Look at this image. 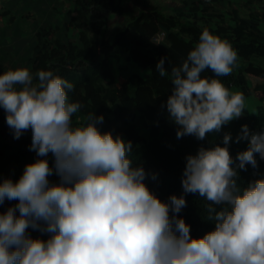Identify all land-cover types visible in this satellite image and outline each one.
Listing matches in <instances>:
<instances>
[{
	"label": "clouds",
	"instance_id": "clouds-1",
	"mask_svg": "<svg viewBox=\"0 0 264 264\" xmlns=\"http://www.w3.org/2000/svg\"><path fill=\"white\" fill-rule=\"evenodd\" d=\"M236 60L232 45L205 28L186 59L171 68L173 87L161 107L177 126V139L204 141L242 116L243 94L216 78L230 75ZM155 69L168 75L165 57ZM205 71L213 76H203ZM73 90L51 69L0 74L5 122L16 140L31 130L29 151L39 157L18 180L0 181V207L17 202L0 211V264H264V178L244 188L237 184L238 170L257 168V156L264 160V131L242 125L234 142L248 146L235 159L231 133L223 135V146H201L187 155L183 194L163 201L145 182L158 174L132 166L133 142L102 131V113L73 124L83 108L70 102ZM53 175L59 183L50 182ZM187 194L210 202L214 229L201 237L193 238L179 216ZM29 229L48 238H34Z\"/></svg>",
	"mask_w": 264,
	"mask_h": 264
},
{
	"label": "trees",
	"instance_id": "trees-1",
	"mask_svg": "<svg viewBox=\"0 0 264 264\" xmlns=\"http://www.w3.org/2000/svg\"><path fill=\"white\" fill-rule=\"evenodd\" d=\"M71 1L74 8L64 24L67 33L60 37L59 26L42 25L36 32L28 69L32 73L51 69L74 84L69 100L83 105L73 116L74 125L83 122V117L90 112L102 113L105 117L102 131L111 130L114 135L121 134L126 141L131 140L133 149L129 158L132 166H143L146 171L158 174L155 181L148 179L145 182L161 200L183 194L181 179L187 155L196 154L201 146H223V135L231 133L233 142L229 150L235 159L236 154L248 146L247 141L234 142L242 125H248L252 132L264 131V9L256 7L253 0H240L236 6L250 13L252 10L247 19L240 17L238 9L222 13L209 7V3L220 0L184 1L186 10L182 8L171 15L157 6L143 9L138 15L127 13L125 22L113 30L109 16L126 14L121 0ZM135 1L146 6L142 0ZM207 14L210 19L206 18ZM15 20L10 12H0V23L12 24ZM205 28L227 40L237 52L232 73L216 78L230 91L233 87L238 88L244 99L253 95L261 106L256 115L246 114L234 119L220 133H209L204 141L193 136L177 139V126L171 123L166 108L161 105L173 87L171 68L186 59ZM161 31L167 33L170 43L155 42ZM71 32H76L74 37ZM161 57L166 58L168 75L165 77L155 69ZM239 63L242 67H237ZM131 67L145 73L125 77L123 73ZM202 75L213 76L210 71ZM30 145L31 130L16 140L5 118L0 116V181L8 161L33 155L29 151ZM257 161L255 169L248 165L247 171L238 170L237 184L241 188L264 178V160L257 156ZM185 199L187 206L179 216L190 225L192 237H201L213 230L215 222L208 219L207 212L210 202L198 194H187ZM14 202L6 201L0 211H5ZM213 206L217 210L222 207Z\"/></svg>",
	"mask_w": 264,
	"mask_h": 264
},
{
	"label": "rangeland",
	"instance_id": "rangeland-1",
	"mask_svg": "<svg viewBox=\"0 0 264 264\" xmlns=\"http://www.w3.org/2000/svg\"><path fill=\"white\" fill-rule=\"evenodd\" d=\"M189 1L197 2L198 0ZM234 1L236 4L240 2V0H220L216 3H209V7H214L215 9L223 8V6L231 7ZM160 2L162 3L160 8L168 15L174 14L182 8L186 10L183 6V3H185L184 0H160ZM253 2V4L257 5L256 7H259L261 10L264 9V0H253ZM42 3H44L43 0H0V12L8 11L16 17L15 22L12 24L7 21L0 23V55L6 52L9 53L10 51L14 52L18 55V59L22 57L21 59L24 61V64L31 66L29 61L33 54V47L36 44V32L42 25L48 27L59 26L58 35L60 37L61 35L63 37L65 36L67 32L64 30V24L71 15L74 3L71 0H62V8L54 9L48 7V12L43 9L42 5L44 4ZM41 15L43 16L42 18L40 17ZM36 16H38V18H35ZM206 18L210 19V15L207 14ZM124 22L125 20L121 17H116L114 15L109 16V25L112 30L119 23L123 24ZM75 33L76 32H71L70 35L73 36ZM155 42L170 43L167 38V33L163 31L156 36ZM140 73L142 74L145 72L131 67L130 70L124 72L123 75L129 77ZM141 132L144 133L143 131Z\"/></svg>",
	"mask_w": 264,
	"mask_h": 264
},
{
	"label": "crops",
	"instance_id": "crops-1",
	"mask_svg": "<svg viewBox=\"0 0 264 264\" xmlns=\"http://www.w3.org/2000/svg\"><path fill=\"white\" fill-rule=\"evenodd\" d=\"M44 5H42L43 9L46 10L47 12L49 11V8H54V9H60L63 6H61L62 4V0H43ZM146 3V6L141 7L139 4L136 3L135 0H121L122 2V6L125 9V15L122 16L121 18H123L125 20L127 13L128 14H133V15H138L143 9H149L152 6H157V7H161V2L160 0H142ZM184 1H188L189 0H184ZM229 1V0H228ZM227 4V3H226ZM233 6L229 7V6H223V8H219L218 11L222 12V13H228L230 11H233L234 9H238V7H236L238 4L235 3V1L232 4ZM56 6H60V7H56ZM41 9V8H40ZM161 9V8H160ZM162 10V9H161ZM255 11H259V9H254ZM37 11V10H36ZM252 13V10H251ZM250 12L247 11V9H238V14L240 15L241 18H248L249 15H251ZM41 18L43 17L42 15L40 16ZM35 18H38V16H36ZM121 25L120 23L117 25L119 26ZM116 26V27H117ZM20 59H18V55H16V53L14 52H6L2 55H0V74H3L4 72L10 70V69H16V68H20V67H24L27 68L30 65L24 64V61L21 59L22 57H19ZM237 67H242L241 63H239L237 65ZM236 67V68H237ZM230 92L233 93H240V90L236 87H233L231 89ZM244 111L242 116L240 118H243L246 116V114L249 115H256L258 112L259 107L261 106V104L254 98L253 95H251L250 97L244 99ZM0 116H3L5 118L6 114L2 109H0ZM33 153V155L31 157L28 158H21L18 161H8V164L5 166L4 170H3V174H2V179L4 178H11L13 179V181L18 180L19 177L22 175L24 167L26 164L34 162L36 159H38L39 157L36 156V153L31 151ZM9 158V155L6 156V159ZM46 159H48L50 166L53 164L54 162V158L52 157L51 154L48 155V157H46ZM1 179V181H2ZM50 182L52 183H59V177L56 175H53L51 177H49ZM15 203H17L15 201ZM18 214V213H17ZM29 232L31 233V235L35 238V237H40L42 239H47L48 236L47 235H41L38 232H33L31 229H29Z\"/></svg>",
	"mask_w": 264,
	"mask_h": 264
},
{
	"label": "built area",
	"instance_id": "built-area-1",
	"mask_svg": "<svg viewBox=\"0 0 264 264\" xmlns=\"http://www.w3.org/2000/svg\"><path fill=\"white\" fill-rule=\"evenodd\" d=\"M157 43V42H156Z\"/></svg>",
	"mask_w": 264,
	"mask_h": 264
}]
</instances>
